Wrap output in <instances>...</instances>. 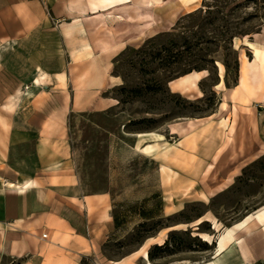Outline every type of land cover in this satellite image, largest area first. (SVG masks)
Listing matches in <instances>:
<instances>
[{"label": "rangeland", "instance_id": "1", "mask_svg": "<svg viewBox=\"0 0 264 264\" xmlns=\"http://www.w3.org/2000/svg\"><path fill=\"white\" fill-rule=\"evenodd\" d=\"M82 1L86 11L76 24L69 6L77 0L43 6L45 24L86 30L76 41L91 43L77 49L79 56L125 40L114 59L119 85L109 93L117 107L69 117L84 190L111 193L118 233L105 252L119 256L150 236L152 264L204 261L216 230L264 203V60L246 42L264 44V0H163L155 9L139 0ZM39 35L48 48L60 47L54 33ZM22 55L7 48L6 90L17 83L10 71L26 68ZM195 71H202L197 88L173 89L172 82ZM27 153L30 146L14 154ZM199 217L208 220L196 230ZM162 239L167 244L158 248ZM18 262L0 254V264Z\"/></svg>", "mask_w": 264, "mask_h": 264}, {"label": "crops", "instance_id": "2", "mask_svg": "<svg viewBox=\"0 0 264 264\" xmlns=\"http://www.w3.org/2000/svg\"><path fill=\"white\" fill-rule=\"evenodd\" d=\"M43 4L0 0V254L15 257L17 264H82L83 258L94 264H152L143 257L145 240L119 256L105 252L118 233L111 193L84 190L71 145V115L105 113L118 105L109 94L119 85L113 71L118 50L98 52L91 46L89 55L79 56L77 49L91 43L89 37L76 41L86 30L45 24ZM49 31L60 47L44 44L47 37L39 33ZM7 48L22 50L26 60L24 70L10 71L17 82L10 90L5 88ZM51 50L52 67L46 64ZM18 90L22 93L9 105ZM29 146V155L15 156ZM257 207L229 226L232 238L219 253L226 227L216 230L208 259L184 264H264V213L254 212Z\"/></svg>", "mask_w": 264, "mask_h": 264}, {"label": "bare ground", "instance_id": "3", "mask_svg": "<svg viewBox=\"0 0 264 264\" xmlns=\"http://www.w3.org/2000/svg\"><path fill=\"white\" fill-rule=\"evenodd\" d=\"M138 1V0H137ZM141 3H143L145 7H152L153 9L155 8H160L163 4V0H139ZM186 2L188 1H191V0H185ZM140 3V6H142ZM125 4V3H124ZM70 10L72 14H80L82 16V14H84V12L86 11V7H85V3L82 1V0H77L76 4H71L70 6ZM88 7V6H87ZM112 8V7H111ZM88 9V8H87ZM80 15H75L73 17V24H76L78 22H80V19H79V16ZM83 17V16H82ZM104 19V18H103ZM102 19V20H103ZM102 23V22H101ZM143 33V32H141ZM141 33H139L138 35H141ZM253 36L254 35H258V33H254L252 34ZM260 35H262V33H260ZM246 39V38H245ZM247 40V39H246ZM257 40V39H256ZM255 40V41H256ZM247 44H249L251 46V48L253 49V53H254V56L257 57L258 59L260 60H264V44H258L257 42H254V41H246ZM125 46V40L123 41H120V42H117V43H114L112 45H103V47L101 49H103L102 51L106 52V51H111V50H116L118 48H122ZM219 69H220V73H222L223 71V67H222V64L219 63ZM200 72L202 71H195V72H191V73H188L186 74L185 76H180V79L176 82L173 83V87H176V88H180V89H190L191 87L192 88H197V81L199 80V77H200ZM204 72V71H203ZM39 73V72H38ZM201 78V77H200ZM44 79V78H43ZM42 80V79H40ZM201 80V79H200ZM38 81V80H37ZM43 82V81H42ZM22 90V89H21ZM21 90H18L14 95H12L10 97V101H9V105H12L14 100H16L18 97H19V94L22 93ZM201 92V91H200ZM199 92V93H200ZM213 115V114H212ZM210 115V116H212ZM170 132L171 133H175L176 132V128L175 126L171 125L170 127ZM7 187L9 188H13L15 187V184L13 183H8L7 184ZM258 208V207H257ZM254 212H262L264 213V205L260 206L257 210H255ZM203 220H208V219H204L202 217H199L197 218L193 224H199L200 222H202ZM214 223V222H213ZM214 227H215V224H214ZM224 235L220 237V240L218 242V247L216 248L215 250V253H219L223 247H224V241L232 238V229L229 228V227H226L225 228V231H224ZM197 236H200L204 241L206 242H211L210 240V236L206 233H203V232H196L195 233ZM153 237H147V240H150L152 239ZM164 239L160 240L158 242V244H163L164 243ZM148 250H145L143 251V257L147 260L149 259L148 258ZM148 264H149V261H148Z\"/></svg>", "mask_w": 264, "mask_h": 264}, {"label": "trees", "instance_id": "4", "mask_svg": "<svg viewBox=\"0 0 264 264\" xmlns=\"http://www.w3.org/2000/svg\"><path fill=\"white\" fill-rule=\"evenodd\" d=\"M200 68H204V67H200ZM113 216H114V214H113ZM114 221H115V226L118 227L117 220L115 219V217H114ZM149 237H150V236H149ZM146 238H147V237H145L143 240H145ZM167 241H168V239H166V240L164 241L163 244H158L157 247H158V248H161L163 245L167 244ZM141 243H142V242H141ZM148 258H149L151 261H152L153 258H154L150 250L148 251ZM85 260H87V258H83V259H82V264H85Z\"/></svg>", "mask_w": 264, "mask_h": 264}, {"label": "water", "instance_id": "5", "mask_svg": "<svg viewBox=\"0 0 264 264\" xmlns=\"http://www.w3.org/2000/svg\"><path fill=\"white\" fill-rule=\"evenodd\" d=\"M198 225L199 224H196L195 227H194V229L198 230L199 229Z\"/></svg>", "mask_w": 264, "mask_h": 264}, {"label": "built area", "instance_id": "6", "mask_svg": "<svg viewBox=\"0 0 264 264\" xmlns=\"http://www.w3.org/2000/svg\"><path fill=\"white\" fill-rule=\"evenodd\" d=\"M42 236L45 237V234H43Z\"/></svg>", "mask_w": 264, "mask_h": 264}]
</instances>
